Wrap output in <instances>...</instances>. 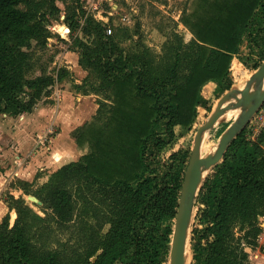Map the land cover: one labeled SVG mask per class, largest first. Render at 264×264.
<instances>
[{
	"label": "trees",
	"instance_id": "1",
	"mask_svg": "<svg viewBox=\"0 0 264 264\" xmlns=\"http://www.w3.org/2000/svg\"><path fill=\"white\" fill-rule=\"evenodd\" d=\"M39 4L0 0V112H31L54 83L49 74L24 75L31 40L49 33ZM193 4L181 17L193 37L185 41L173 28L160 54L144 44L125 48L121 40L132 37L129 27L108 34L105 22L93 18L82 28L92 40L73 38L79 64L95 75L84 79L90 88L83 93L102 97L93 121L73 133L89 150L42 184L18 181L26 195L42 200L45 215L23 195L7 193L17 216L14 223L9 214L0 222V264H169L192 150L181 141L213 110L205 89L219 98L232 88L234 56L254 70L264 61V0ZM76 24L70 21V31ZM26 88L32 92L25 101ZM196 205L191 264H251L248 248L260 247L264 230V129L256 140L245 129L231 142L206 176ZM81 225L86 249L49 243L52 233L71 228L77 235Z\"/></svg>",
	"mask_w": 264,
	"mask_h": 264
},
{
	"label": "rangeland",
	"instance_id": "2",
	"mask_svg": "<svg viewBox=\"0 0 264 264\" xmlns=\"http://www.w3.org/2000/svg\"><path fill=\"white\" fill-rule=\"evenodd\" d=\"M37 1L40 2L39 7L42 12L41 15L45 14L44 22L49 33L31 40V44L28 47V50L31 54L30 67L25 71L24 75L26 79H31L45 73L53 76L54 78V83L48 89L45 90L41 98L38 100L36 104L37 107H56L58 105L59 95H55V86L59 87V89H62L64 88L66 83L82 93L83 90H86V88H90L89 83H87L88 85H85V87L82 84L84 82V79H86L87 77H89L90 79L95 78V75L93 74L92 70H87L89 72L87 74V77H85L81 83L75 84L74 80H72L73 71L72 69L67 67V65L76 66L75 52L79 54L78 50L75 49L76 47H73V38L76 36H80L84 39L86 38L87 40H92L91 38L89 39L88 37H85L82 32V28L87 25L88 18H93L98 22H105L106 30H108L109 28L112 30L111 33L108 32V34H114V32H116L119 27L127 26L131 29L132 37L127 39L124 38L123 40H121L122 46H124L125 48L133 47L139 49L140 45L144 44L150 46L156 54H160L162 52L163 44L169 38L171 30L173 28L189 37L187 29L184 25L179 23V20L183 15H181L182 11L192 9L194 6L193 0H49L48 2L46 0ZM51 4H55L58 10H53ZM72 19L77 20L78 24L74 25V27L71 26L72 31H70L69 23ZM59 26L66 27L69 29V31H66L64 33L60 31ZM242 52H246V45H243ZM233 62L234 64H231V72L233 75V79H235L233 86L237 85L241 87L242 85H245L247 79L255 70L247 67L238 57H236V59L234 58ZM236 63H240L242 67L246 70V75L242 78L236 76L237 74L234 73V65ZM31 92L32 90L26 88L25 92L21 95V98L25 101L28 100L29 94ZM205 92L206 95L212 97V109H214L220 97L217 98L216 91H214L213 88H209L208 90V87H206ZM60 94H62V92ZM97 99L98 98L96 97V100ZM107 105L110 104L107 103ZM238 113L239 110L228 111L224 119H222L212 129L205 133L202 146V153L204 155L212 154L215 152L222 134L235 120ZM209 115L210 113L206 117H204L203 120L201 119L200 122H198L195 127L183 137L181 141L182 146H185L186 148H192L194 136L198 127L206 121ZM44 116L45 114L40 115V117ZM46 117H48L47 114ZM93 119V117L89 116V118L85 120L87 122L84 121L83 125L90 123L91 121H93ZM53 122L54 121L50 120V122L47 123L48 126ZM36 125H39V128L36 131L37 134L35 137V148L41 149L40 147H38L37 143L38 135L43 134V132L48 130V127L43 129L46 126V124L44 123H36ZM49 129L54 131L53 133L49 132L50 136H55L59 130L58 126L55 124L50 125ZM245 129L247 137L250 140H256V136H253V132L250 131V125H247ZM50 143L51 141H48L45 146L41 147L47 148ZM82 147L85 153L88 152V144ZM36 183L42 184L38 179ZM36 187L37 186L34 185L32 189L35 190ZM24 197L30 204H32V207L35 211H37L41 215H45L43 208L41 207L43 203L38 204L34 201L35 197L39 199L37 196L29 194ZM197 210L198 206L195 205L192 225L195 222ZM7 214L10 215L11 223H14L15 218L17 216L16 210L10 209ZM261 221L264 226V216L261 218ZM70 230L71 228H67L64 232H61L60 234L57 233V235H53L52 233V236L49 239V243L51 244V246H57L59 242L65 241L68 245L76 244L81 246L83 249H86L89 243L87 242V240L84 239V235L81 239V234H84V232H86V227H84L83 225H81V227L79 226V232L77 235H74V233H70ZM106 230L107 226L104 227V231ZM260 244L261 247L257 248L256 250L249 251L251 264H264V234H262L260 238ZM189 252H191V249Z\"/></svg>",
	"mask_w": 264,
	"mask_h": 264
},
{
	"label": "crops",
	"instance_id": "3",
	"mask_svg": "<svg viewBox=\"0 0 264 264\" xmlns=\"http://www.w3.org/2000/svg\"><path fill=\"white\" fill-rule=\"evenodd\" d=\"M187 10L190 11V9ZM179 23L184 25L181 18ZM185 28L189 33V37L183 35L185 41H189L193 34L186 26ZM75 55L76 66L67 65V67L73 71L72 80H74V83L79 84L87 77L89 72L79 64V54L75 52ZM236 57L234 56L235 59ZM232 63L234 64L233 60ZM61 92L56 107L36 106L33 111L17 116L0 112V222L10 210L6 201L7 193H11L16 197L26 196L23 190L18 187L19 180L33 182L38 179L40 183H44L53 171L78 160L85 154L83 147L77 143L73 133L83 126L84 121L89 116L95 117L102 97L93 92L84 94L66 83L64 88L60 89ZM42 114H45V116L40 117ZM46 114L48 117H46ZM50 120L54 122L48 126L47 123ZM36 123L46 124L43 129L49 128L52 124L58 126V133L55 136H50L51 143L47 148H35L36 131L39 128ZM18 156H27V158L24 163L19 164L20 159L17 160ZM262 234H264V230ZM251 250V248H248V251Z\"/></svg>",
	"mask_w": 264,
	"mask_h": 264
},
{
	"label": "water",
	"instance_id": "4",
	"mask_svg": "<svg viewBox=\"0 0 264 264\" xmlns=\"http://www.w3.org/2000/svg\"><path fill=\"white\" fill-rule=\"evenodd\" d=\"M263 104L264 61L249 76L242 88L234 85L225 92L217 101L206 121L198 127L174 219L169 264H191L189 251L191 249L192 222L202 184L211 168L224 159L231 142L245 130ZM230 110H239L237 117L222 134L215 152L204 155L202 146L205 133L224 119ZM34 201L38 204L43 203L36 197Z\"/></svg>",
	"mask_w": 264,
	"mask_h": 264
},
{
	"label": "built area",
	"instance_id": "5",
	"mask_svg": "<svg viewBox=\"0 0 264 264\" xmlns=\"http://www.w3.org/2000/svg\"><path fill=\"white\" fill-rule=\"evenodd\" d=\"M69 31V29L67 28V32ZM111 29L109 28L107 30V33H111ZM55 95H59L58 97L60 98V89L59 87L55 86ZM250 125V131L253 132V136H258L259 133L264 129V104L260 107V109L256 112V114L254 115V117L251 119V121L249 122ZM53 128V127H52ZM50 133H53L54 131H52L51 129L48 128L47 131H45L43 134L38 135V147L42 148L41 146H45L47 144L48 141H50ZM255 137V138H256ZM27 156L24 157H20L18 156L19 160V164L24 163V161L26 160Z\"/></svg>",
	"mask_w": 264,
	"mask_h": 264
},
{
	"label": "bare ground",
	"instance_id": "6",
	"mask_svg": "<svg viewBox=\"0 0 264 264\" xmlns=\"http://www.w3.org/2000/svg\"><path fill=\"white\" fill-rule=\"evenodd\" d=\"M234 73H236L237 75L236 76H239L240 78L244 77L246 75V70L242 67V65L240 63H236L234 65ZM239 79V78H238ZM244 85L241 86V88L243 87ZM228 113V112H227ZM190 254V253H189ZM191 255V254H190ZM189 255V256H190ZM189 261H190V258H189Z\"/></svg>",
	"mask_w": 264,
	"mask_h": 264
}]
</instances>
